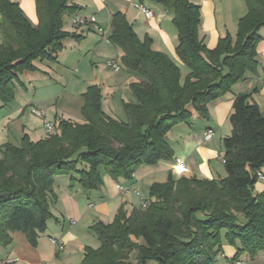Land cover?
Here are the masks:
<instances>
[{
	"label": "trees",
	"instance_id": "16d2710c",
	"mask_svg": "<svg viewBox=\"0 0 264 264\" xmlns=\"http://www.w3.org/2000/svg\"><path fill=\"white\" fill-rule=\"evenodd\" d=\"M34 1L35 27L16 3L0 0L3 104L13 101L18 75L37 72L35 61L54 62L62 41L78 38L63 31L64 17L76 11L69 0ZM152 1L173 13L175 53L188 74L181 79L179 67L153 50L150 38L140 41L125 16L113 14L109 40L121 50L122 66L144 79L128 86L137 104L123 103L127 123H122L103 112L101 89L90 86L82 95V123L59 119L53 136L32 142L24 135L19 147H0V247L10 244L14 231L36 246L37 234L52 217L56 177L76 175L68 187L77 183L85 191L101 188L103 173L114 181L131 180L140 166L172 157L167 129L189 123L193 113L207 119L209 104L256 72L264 0H243L248 12L239 20L235 38L227 34L212 50L199 38L198 6L190 0ZM251 95L233 99L231 135L222 141L224 179L181 177L152 185L147 208L128 213L121 207L110 224L91 226L100 247L85 248L81 264H130L133 251L141 264L147 259L210 264L222 251V231L235 246L231 262L264 253V193L252 194L264 166V117Z\"/></svg>",
	"mask_w": 264,
	"mask_h": 264
},
{
	"label": "crops",
	"instance_id": "0c3cea01",
	"mask_svg": "<svg viewBox=\"0 0 264 264\" xmlns=\"http://www.w3.org/2000/svg\"><path fill=\"white\" fill-rule=\"evenodd\" d=\"M11 1L19 6L28 22L35 27L38 23L35 1ZM190 2L200 9L199 38L209 50L214 49L218 40L227 34L234 39L239 20L248 12L243 0H190ZM136 4H142L150 10L153 14L152 18L145 19L135 8ZM69 5L74 6L76 11L64 17L63 31L78 38L63 40V52L56 55L54 62L35 61L37 72L18 75L14 83L13 101L7 104L0 103V147L4 144L19 147L24 135L32 142L46 138L43 122L31 113V108L44 111L51 122L64 119V113L59 110L58 103L66 95L62 90L66 92V88L70 86L77 87L74 96L77 97L78 110L83 106L82 95L87 88L98 86L101 89L103 112L105 114L108 112L105 111L107 106L112 112L109 117L112 118L115 114L120 122L127 123L124 114L116 112L112 103L108 101L109 98L105 97V94L112 91L110 99L117 98L119 94L114 90L118 91L116 87L121 85L120 80L113 75V73L117 75L120 69L116 72L111 69L109 73L107 69L110 68L105 65L110 60L118 64L122 56L121 50L107 40L112 31L111 16L115 13L125 16L140 41L145 37L150 38L152 49L162 52L179 67L181 79L189 72L175 53L177 43L175 45L170 40L172 35L170 21L173 14L152 0H69ZM74 16L94 17L102 32H95L90 26H84L70 33L68 28L70 23L73 25ZM88 31L94 33H87ZM99 35L105 38L99 39ZM259 35L261 40L256 48L258 61L256 72L247 73L245 78L235 85L233 91L209 104V110L216 111V122L201 132H197L195 128L190 129L195 141L177 145L175 150L171 148L173 155L169 159L160 160L153 165L140 166L129 181L122 179L114 181L108 174L103 173L102 186L95 191L82 190L75 183L68 194L66 189L71 179H76L77 176H65V179L69 178L68 182L60 180L63 176L56 177L53 192H57V214L53 219L54 222L49 221L52 233L46 238H38L36 246H32L23 233L14 231L10 234V244L0 247V259L15 258L17 264H81L85 248L97 250L100 246L99 242L90 236L91 226L97 222L110 224L119 208L122 207L129 213L139 208L141 203L151 200L149 190L152 185L165 183L169 178L178 180L181 177H195L198 170L196 163L207 158L210 159L205 168L207 176L213 177L214 166L217 164H214L212 159L218 156V153L221 154L220 160L223 159L224 152L220 153L221 140L231 131L227 122L235 96L240 93H251V102L258 106L264 117V28L259 30ZM64 42L72 44L68 43L67 46ZM127 75L121 85L125 89L129 90L128 86L131 83L144 81L139 75L130 71H127ZM56 86L61 89L57 90L54 88ZM67 96L72 98V95L67 94ZM123 96L124 99L120 98L122 103L137 104L132 93L123 92ZM74 122L82 123L83 120ZM206 130L214 132L213 138L209 141L203 138ZM119 187L127 191L122 193ZM257 187L264 193L263 181L258 180ZM51 206L52 202L50 211ZM83 235L88 238L86 243L81 239ZM52 239L63 243L62 251H57L51 242ZM224 254L227 255L226 251L221 255L226 261L224 264H232L230 258L224 257ZM250 264H264V253L259 254Z\"/></svg>",
	"mask_w": 264,
	"mask_h": 264
},
{
	"label": "rangeland",
	"instance_id": "374dc122",
	"mask_svg": "<svg viewBox=\"0 0 264 264\" xmlns=\"http://www.w3.org/2000/svg\"><path fill=\"white\" fill-rule=\"evenodd\" d=\"M172 20H173V15H172ZM172 20L170 21V23H172ZM82 27H84V26H80L79 27V26H76L74 24L72 25L70 23L68 31L70 33L71 32L74 33L76 30H78L79 28H82ZM89 32L91 34L94 33V31H88L87 33H89ZM109 37L107 38V40L111 43V41L109 40ZM101 38H105V37L99 35V39H101ZM170 40H171V42H173L176 45V43H177V30H176V28L174 27L173 24H172V35H171V39ZM68 43H69V45L72 44L71 42H64V44L67 45V46H68ZM60 52H63V48L57 54H59ZM118 64H119L120 71H119V73H117V75L115 73H113V75L115 76V78H118L120 80L121 85H122L123 82H124V79L128 75H127V70L122 66L120 60H118ZM105 65H106V63H105ZM107 67L110 68L109 66H107ZM68 69L70 70V68H68ZM107 71L110 73L111 72V68L107 69ZM236 84L237 83H235V84H233L231 86L230 91L234 90V87H235ZM121 85L119 87H116L118 89V91L114 90V92H118V94H119V96L117 98L113 97L112 99H110L112 91L110 93L108 92L109 97H107L108 94H105V97L109 98L108 101L112 103V105L114 106V109H115L116 112H118L120 114L122 112V114H124V116L127 118V115H126V113L124 111L122 100H120V98L124 99L123 92L124 93H129V94L131 92H130V90H128V88L125 89ZM54 88H57V90L61 89L59 86H56ZM76 89H77V87L70 86L69 88L68 87L66 88V92H65V90H62L64 92V94H66V95L63 96L64 98L58 103V105H59V110L61 109L62 113H64V116H63L64 119H71V120H74V121H82L83 117L81 115V109L78 110V106L76 104L77 103V97L74 96V93L77 92ZM67 94L69 96L72 95V98L68 97ZM207 110H208L207 119L201 118L197 114L193 113L192 114V118H191L189 123H181V124H179L177 126H174V127H171L169 129H167L165 135H166V140H167L168 146L170 148H172L173 150H175V147L177 145H182L184 142L189 144L190 142L195 141L194 136H192L190 134L191 133L190 129L195 128L197 130V132H201L206 127H211V125H213L216 122V111L214 109H210L209 110V107L207 108ZM61 111H60V117H62L61 116ZM105 111H108V112H106V114L108 116L112 115V112H111L110 108H107V106L105 107ZM113 115H114L112 117L113 119H116V120L120 121L118 116H116L115 114H113ZM227 124L229 125V127L232 130V127H231V124H230L229 121L227 122ZM230 135H231V131H230V134L228 136H226V137H229ZM226 137H223L222 140H221L220 153L224 152L222 141ZM178 155H180V153ZM220 156H221V154L218 153V156H216L215 158L212 159L215 162L214 164H217V165L214 166L215 167V171H213V175H214L213 177L208 178V176H207V171H206L205 168H206V165H208V163L210 162V159L207 158L206 160H202V161L196 163V166H198V170L195 173V178H197V179H206V180H213L211 178H214L215 180L224 179L225 176H226V171H225V168H224V165H223V161L220 160ZM81 167L82 166H80V165L78 166L79 169H81ZM260 172H262V174L264 175V166L261 167ZM65 178H66L65 176L60 177V180H67L66 182H68L69 178H67V179H65ZM257 186H258V181L254 184V187L252 189L253 196H257V195L263 193L261 190H259V187H257ZM71 190H72V188H70V187H67V189H66L68 194H70L69 192ZM54 194L56 196L57 192H54ZM56 207H57V200H54V201H52V206H51V211H50L52 217H51V219L49 221H51V220H52V222L55 221L53 219L56 217L55 214H57V208ZM60 219L62 220V217ZM49 221H47L45 230L43 232H40V233L37 234L38 238H40V237L46 238L47 236H49L52 233L51 223ZM90 230H91V235L90 236H92V238L94 237L95 240L97 242H99V240L97 239L95 233L92 231V229H90ZM223 233H224V231L220 232V236H221L220 237L221 238L220 239V243H221L220 247H221L222 251H220L216 255L214 261L211 262L210 264H224V262H226V261L221 255L223 253H225V251H226L227 255L224 254L225 255L224 257H226V258L228 257V258H230V260L233 259L234 255L236 253L235 246L230 244V243H228V241L225 239ZM81 239H82L83 243H86V241L88 240V238H86L84 235L82 236ZM99 244H100V242H99ZM235 245H238V244L236 243ZM230 255H231V257H230ZM137 258H138V253L136 251H133L131 253V255H130V258H129L130 264H141V263L138 262ZM261 258H263V257H261ZM240 259H242L244 264H250L254 260H256V258L255 259H249V257L246 256V255H242L240 257ZM145 264H159V262L156 259H147L145 261Z\"/></svg>",
	"mask_w": 264,
	"mask_h": 264
},
{
	"label": "built area",
	"instance_id": "2783aa9c",
	"mask_svg": "<svg viewBox=\"0 0 264 264\" xmlns=\"http://www.w3.org/2000/svg\"><path fill=\"white\" fill-rule=\"evenodd\" d=\"M135 8L141 12V14L144 16L145 19H150L152 18L153 14L150 10H148L144 5L142 4H136ZM73 24L76 26H90L95 32H102L101 28L96 24L94 17H81V16H74L73 18ZM106 65L109 66L113 71H118L119 70V65L110 60L106 62ZM31 113L36 116L37 118L41 119L43 122V126L45 129V132L47 136H53L56 133L55 130V125L54 122H51L47 119L46 114L44 111L36 109V108H31ZM214 132L212 130H206L203 134V138L205 141H209L213 138ZM223 161V159H222ZM257 180L263 181L264 182V175L261 172L257 173ZM119 190L122 193H125L127 190L122 189L119 187ZM148 206V201L143 202L140 204L141 209H145ZM51 242L55 245L57 251H62L63 250V243L59 240L52 239ZM0 264H17V259L15 258H10L7 257L5 259H0ZM232 264H244L240 260H236L232 262Z\"/></svg>",
	"mask_w": 264,
	"mask_h": 264
}]
</instances>
